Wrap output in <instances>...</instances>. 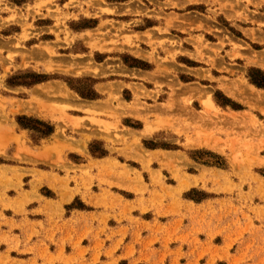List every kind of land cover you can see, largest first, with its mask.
<instances>
[{
    "label": "rangeland",
    "instance_id": "1",
    "mask_svg": "<svg viewBox=\"0 0 264 264\" xmlns=\"http://www.w3.org/2000/svg\"><path fill=\"white\" fill-rule=\"evenodd\" d=\"M63 3L71 13L61 18ZM105 15L115 20H102ZM154 20L167 21L168 29L135 34ZM47 21L56 24L44 28ZM173 21L189 27L192 37L182 42L186 33ZM144 38L174 46L164 58L149 55L158 73L172 79L151 83L154 90L133 86L135 99L128 108L139 107L147 121L152 110L158 112L160 130L143 135L148 138L141 146L170 152L143 150L141 161L119 156L123 166L99 172L73 166L85 159L65 149H46L53 156L39 158L30 148L53 135L54 124L64 127L58 139L71 143L80 137L82 148L88 143V160L107 155L103 142L93 138L95 130L108 142L114 134L117 144H139L137 138L129 144L122 125L101 120L119 119L124 109L112 105L127 106L122 97L131 101L130 94L121 96L113 84L109 90L100 87L101 93L96 87L109 79L101 76L128 72L121 68H151L125 51L143 57L133 43ZM198 72L205 78L192 75ZM253 81L264 84V0H0V154L8 164L42 169L50 164L63 175L56 176L60 196L64 201L75 196L64 210L50 213L51 222L64 230L52 231L49 241L57 247L60 237L62 250L35 260L17 261L8 254L0 264H264V88ZM228 87L247 90L248 100L233 99L224 91ZM98 100L111 108L96 109ZM13 117L32 133L26 141L30 148L23 142L12 160L11 137L1 131ZM123 125L140 127L128 119ZM69 127L77 130L75 136ZM0 174L4 194L29 187L22 180L26 175ZM130 243L141 247L144 262H129L136 257L134 248H126Z\"/></svg>",
    "mask_w": 264,
    "mask_h": 264
},
{
    "label": "crops",
    "instance_id": "2",
    "mask_svg": "<svg viewBox=\"0 0 264 264\" xmlns=\"http://www.w3.org/2000/svg\"><path fill=\"white\" fill-rule=\"evenodd\" d=\"M65 3L60 4L59 8L63 11V14L60 15L59 17H64L63 15L66 14L67 12L71 13V11H67L65 9ZM84 9L85 6H83ZM77 12V11H74ZM43 14L46 16L47 14L43 12ZM120 15H126L125 12H123ZM114 17H111L109 15H105L102 17V20H115L113 19ZM124 18V17H123ZM144 21V20H143ZM149 22V21H147ZM145 23V22H144ZM151 25L148 27H145L144 30L137 31L134 30L135 34H142L146 35V33L151 32L154 29L157 28H162V29H168L167 26V21H151ZM50 24V25H48ZM56 24V21L54 22H49L47 21V25L44 26V28H51L53 25ZM173 24H175L176 28H180L181 31L186 33L183 37L180 39L182 40H188L190 37H192V32L189 27H185L182 24H179L175 21H173ZM84 32V31H83ZM171 32V30H169ZM73 33V32H72ZM75 35V33H73ZM84 34V33H83ZM83 34H76L75 36H82ZM159 34L156 33V36ZM159 37V36H158ZM163 39L157 40L160 42ZM166 40V39H165ZM135 46H139L141 48V51H143L144 56L139 57L135 54V51L132 49L126 48L125 51L129 53L132 57H135L137 59H140L141 61L147 62L149 65H151V68L149 69H130V68H121L122 71H128L127 73H119V74H111L108 73L107 75L101 76V77H108L109 79H106L105 81L100 82L96 90L97 92H100V87L104 90H109V85L113 84L115 85L116 88H118L121 91V96H123V92H128L131 96V101L126 100L124 97L123 100L126 103L127 106L120 105L116 102L113 103L112 108L109 106H106L104 104H101L104 102V100H98L94 101V107L98 110H107V108L111 109H118L122 107L124 111L122 112L121 116L117 120H110V119H101L105 122H108L110 124H120L124 128H126L127 135H129L128 141L129 144L132 143L136 138L139 139V144H130V147H127L124 142H121L117 144L115 141L114 134H112L108 138L112 142L106 141L107 137L104 136L99 132V130H95L94 132V139L103 142L104 148L107 152V155L101 158H94L90 156V160H88L86 157L89 156V145L88 143L86 144L85 148H82L79 146L78 141L81 140L80 137H74L77 142H71L69 143L68 141L62 139V138H57L59 130H63L64 127H60L58 124H54V133L51 135L49 138L44 139L41 141L40 145H37L36 147L30 148L28 143L26 142L29 138V134L32 133L31 131L24 129L19 125L17 122V117H13V119H10V122L4 127L6 129H2L1 134L5 135V133H8L11 137V143L9 146H12L14 148V151L12 153V160L16 155L18 154L19 147H22V143L25 142V145L30 148L33 152L36 154L40 155L39 158L41 157H48L51 158L53 154L51 152H48L46 149L53 148L56 150H62L65 149L66 153L71 152L72 154L76 155V157L80 159H85L82 160L80 163H72L73 166H77L78 168L81 167H98V172L101 167H106V168H115L118 165L123 166V163L119 161V156L125 157L126 155H131L133 158H135L137 161H141L140 158H138V155L142 154L143 150H146V152L150 153L151 155H155L158 152H170V151H164L162 149H159L157 147H152V148H145L143 147L142 144V139H146L142 137L143 135L150 136L153 134L158 133L156 127H157V118L155 110H152V117L149 119V121L146 120V114L137 108H128L130 105H132L135 96H134V91H133V86H143L147 88V90H154L153 87H150L151 83L153 84L155 81L159 82H165V81H170L172 78L168 76V74H163V73H158L159 66L157 63L153 62L152 60L149 59V55L154 54L157 52L160 57L164 58V56L167 55L168 52L174 51V46L172 44H166L165 47L161 46L160 44H155L152 45L149 40H141V42L135 41L133 43ZM179 45H181L179 43ZM180 46H178L179 48ZM182 50H186L184 43L181 45ZM178 51V50H177ZM164 54V55H163ZM177 58H181V56H178ZM187 62L191 63L193 60L191 58H187ZM106 60V58L104 59ZM179 59L176 60V63L178 65H181L180 62L178 61ZM163 66L164 64L161 63ZM171 65L173 66L174 64L171 62ZM187 69H190V67L186 64H182ZM126 69V70H124ZM202 70H205L202 68ZM195 75V77L198 78H205L204 76L206 75L203 72H198V75ZM144 80V81H143ZM193 79H190L187 81V84L192 82ZM155 84V83H154ZM197 89V88H196ZM191 89H185V93H190ZM105 92V91H104ZM166 93L171 94L166 91ZM234 101V100H232ZM147 104L152 106L149 101H147ZM154 106V105H153ZM32 119L39 120V121H47V118L42 117V116H36L32 115ZM72 118L77 119V118H83V116L73 114L71 115ZM128 119L132 123H138L140 127H129V126H124L123 122ZM119 120V121H118ZM119 128H121L119 126ZM149 128H151L153 131L149 132ZM68 134L75 136L74 133H77V130L74 127H69L67 129ZM19 139V142L17 141ZM18 142V143H17ZM70 145V146H69ZM67 147H70V150L67 151ZM6 150V149H5ZM105 155V154H104ZM55 158V156H54ZM6 157L2 154H0V172L1 173H6V177H10L14 174H23L26 175L25 178H23V182H27L29 187L25 188L24 190L20 191L18 190L17 193H10L7 192L4 194V192L1 190V184L2 182L5 181V178L0 174V218L4 216L6 218V221H3L0 219V259H3L6 257L8 254H10L11 258L14 260H23V258H28V260H35L36 255L39 254H48L51 252H55L57 254L58 250H62V244L60 237L58 238V244L57 247H53L51 242L49 241L50 235L52 231H55L56 229H62V226H57L51 222V216L50 213L54 212V209L57 210V212L61 209H65L66 206L71 205L75 199V196H73L71 199H68L64 201L66 196H60L58 189L61 188L62 182L57 180V177L62 178L63 175L61 172L57 171V169H53V167H50V169H42V168H37V167H32L28 165L21 164L20 162L15 161L16 163H11L8 164L5 162ZM117 171H120V169H116ZM29 171V172H25ZM123 171V170H121ZM95 172V170H93ZM28 173V174H27ZM118 174V173H117ZM28 175V176H27ZM33 175V176H32ZM30 176V177H29ZM33 178H32V177ZM57 176V177H56ZM79 176V175H77ZM37 180L41 181V185L37 184ZM56 188V189H55ZM72 188V186L70 187ZM46 189V193H43L42 190ZM3 204H6V207L3 206ZM89 204H86V208ZM95 207L94 205V200L92 201V206ZM85 209H79L76 210L78 213L83 214L85 212L86 214L93 213L94 211L89 212L88 209L86 211H83ZM5 224H9V227H5ZM83 227H78V230H82ZM5 236H8L7 240H2ZM15 237V238H14ZM93 242H96L95 240ZM14 243V244H13ZM11 245V246H9ZM15 245V248L12 246ZM21 245V246H20ZM115 245V244H113ZM144 249L146 248L145 245ZM18 247V248H16ZM127 249H132L134 248L136 251V257L134 259H130L129 262H144L145 258L141 255V247H137L134 243L126 244ZM138 248V249H137ZM145 251V250H144ZM190 261V258L188 259Z\"/></svg>",
    "mask_w": 264,
    "mask_h": 264
},
{
    "label": "bare ground",
    "instance_id": "3",
    "mask_svg": "<svg viewBox=\"0 0 264 264\" xmlns=\"http://www.w3.org/2000/svg\"><path fill=\"white\" fill-rule=\"evenodd\" d=\"M241 90H242V92H241ZM225 92H226V94L227 95H229L230 97H232L233 99H235V100H238V101H240V102H242V103H245L246 102V100H248V97L246 96V94H247V90H245V89H243V88H240V90H237L236 92L233 90V89H231V88H225V90H224ZM241 92V93H240ZM253 93V92H252ZM250 98H251V96H250ZM252 99V98H251ZM213 145V144H212ZM263 164H264V162H263ZM190 185H188V187H189ZM185 187V186H184Z\"/></svg>",
    "mask_w": 264,
    "mask_h": 264
},
{
    "label": "trees",
    "instance_id": "4",
    "mask_svg": "<svg viewBox=\"0 0 264 264\" xmlns=\"http://www.w3.org/2000/svg\"><path fill=\"white\" fill-rule=\"evenodd\" d=\"M253 84L256 85V86L259 87V88H264V84H262V83H259V82H256V81H253ZM77 92H78V91H77ZM78 94L81 95L82 97H84L83 94H82L81 92H78ZM19 123L21 124L22 127H27V126H25L24 124H22V123L20 122V120H19ZM52 132H53V131L50 130V133H49V134H51Z\"/></svg>",
    "mask_w": 264,
    "mask_h": 264
}]
</instances>
